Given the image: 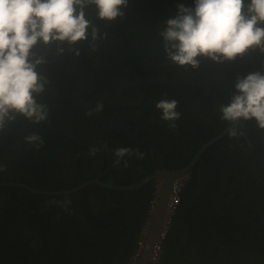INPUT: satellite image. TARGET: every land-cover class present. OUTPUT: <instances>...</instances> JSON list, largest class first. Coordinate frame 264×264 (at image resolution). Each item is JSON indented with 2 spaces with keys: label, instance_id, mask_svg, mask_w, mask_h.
Here are the masks:
<instances>
[{
  "label": "trees",
  "instance_id": "1",
  "mask_svg": "<svg viewBox=\"0 0 264 264\" xmlns=\"http://www.w3.org/2000/svg\"><path fill=\"white\" fill-rule=\"evenodd\" d=\"M180 4L193 7L194 0H129L123 19L94 20L107 33L96 51L81 44L79 57L49 54L42 70L50 84L40 98L48 121L18 118L0 133V264H131L155 181L124 191L91 184L66 195L5 183L45 192L95 179L132 185L158 170L183 168L228 126L219 105L228 102L238 76L264 70V55L223 65L202 60L195 71L172 65L159 31ZM210 78L215 84L205 87L201 81ZM164 98L179 101L175 129L155 107ZM98 102L103 111L86 116ZM32 133L43 146L16 148ZM244 133L237 139L227 133L191 168L154 264H264V132L253 120ZM92 147L99 149L94 156ZM120 147L139 148L144 158L125 157L127 167L123 161L114 166ZM15 153L25 167L10 158ZM65 198L71 200L67 211L59 206Z\"/></svg>",
  "mask_w": 264,
  "mask_h": 264
},
{
  "label": "clouds",
  "instance_id": "2",
  "mask_svg": "<svg viewBox=\"0 0 264 264\" xmlns=\"http://www.w3.org/2000/svg\"><path fill=\"white\" fill-rule=\"evenodd\" d=\"M128 6L129 0H0V133L18 118L33 125L47 122L49 108L40 98L50 84L42 70L49 64V54L79 57L81 44L96 51L107 33L101 34L90 11L95 21L109 25L123 19ZM177 9L159 31L172 65L195 71L202 60L223 65L257 52L264 55V0H194L193 7L180 4ZM178 105L176 99L167 98L155 105L170 129L181 117ZM103 108L98 102L85 115L93 116ZM218 110L229 125L230 139L243 137L245 124L253 120L264 132V70L238 76L228 102ZM23 140L37 149L44 144L37 133ZM98 151L92 147L89 154ZM144 155L139 148H117L114 166L123 161L127 167L125 157L143 159ZM70 204L68 198L59 202L66 211Z\"/></svg>",
  "mask_w": 264,
  "mask_h": 264
},
{
  "label": "water",
  "instance_id": "3",
  "mask_svg": "<svg viewBox=\"0 0 264 264\" xmlns=\"http://www.w3.org/2000/svg\"><path fill=\"white\" fill-rule=\"evenodd\" d=\"M215 83L217 79H211ZM203 84V83H202ZM229 125L221 131L219 134L214 136L212 139L203 143L200 148L196 151L192 159L187 165L178 170H158L150 176L145 177L141 181L128 185V186H114L110 184L103 183L98 179L89 180L84 183L77 185L70 190H63L57 192H45L41 190H35L28 187L25 184H15V183H5L9 185H20L28 189L34 194H45V195H66L74 193L83 187L91 184L100 185L103 188L110 190H135L142 185L155 181L156 191L154 194V200L151 203L149 210V219L142 231V246H139L132 257L131 264H154L158 261L161 254V244L159 243V237L167 231L170 218L172 213H169V207L171 205L172 197L175 195L177 190L183 185L185 180L190 175V170L194 164L200 159L201 154L206 148L218 141L224 135L228 133ZM157 249V250H155Z\"/></svg>",
  "mask_w": 264,
  "mask_h": 264
},
{
  "label": "flooded vegetation",
  "instance_id": "4",
  "mask_svg": "<svg viewBox=\"0 0 264 264\" xmlns=\"http://www.w3.org/2000/svg\"><path fill=\"white\" fill-rule=\"evenodd\" d=\"M212 78H210V79H206V80H203V81H201L202 83H203V85L205 86V87H211V86H213L215 83H211V80ZM200 82V83H201ZM82 84H83V82H82ZM26 136V134L23 136V138ZM23 138L21 139V140H19V142L17 143V145H16V148H18V146H19V144H22V145H20V147H19V149L20 150H23L24 149V147H23V145L25 146V143H24V141H22L23 140ZM16 150V149H15ZM10 158H12V159H14V162L15 163H18V164H16L17 165V167H19L20 165H21V167L22 166H24L25 167V164L21 161V159L23 160V156L19 153V154H12V156H10ZM13 161H10V163H14ZM12 167H16L15 166V164L14 165H9V164H7V168L11 171V169H12ZM16 169V168H15ZM148 222V221H147ZM146 226V225H145ZM144 226V227H145ZM168 229V228H167ZM141 237V236H140Z\"/></svg>",
  "mask_w": 264,
  "mask_h": 264
},
{
  "label": "built area",
  "instance_id": "5",
  "mask_svg": "<svg viewBox=\"0 0 264 264\" xmlns=\"http://www.w3.org/2000/svg\"><path fill=\"white\" fill-rule=\"evenodd\" d=\"M178 200H179V198H178V196H177V194H175V195H173V197H172V201H171V205H170V209H169V211H173L174 210V208L176 207V205L178 204ZM165 234V233H164ZM164 234H161L160 235V237H159V243L161 244V241L163 240V238H164ZM142 233H141V237L139 238V241H138V244H139V246H142ZM155 250H157V249H155Z\"/></svg>",
  "mask_w": 264,
  "mask_h": 264
},
{
  "label": "bare ground",
  "instance_id": "6",
  "mask_svg": "<svg viewBox=\"0 0 264 264\" xmlns=\"http://www.w3.org/2000/svg\"><path fill=\"white\" fill-rule=\"evenodd\" d=\"M133 13V12H132ZM94 16V15H93ZM92 18H94V17H92ZM95 20V19H94ZM124 31V30H123ZM125 32V31H124ZM114 37V36H113ZM107 39V38H106ZM103 44V43H102ZM132 111H133V108H132ZM143 128H144V126H143ZM136 130V129H135ZM132 131H134V130H132ZM144 131V130H143ZM147 131V130H146ZM153 131V130H152ZM137 132V131H136ZM140 132H141V130H140ZM148 132V131H147ZM150 132V131H149ZM154 132V131H153ZM153 132H152V134H153ZM154 133H156V132H154ZM133 134V133H132ZM149 134V133H148ZM137 136V135H136ZM133 138V137H132ZM137 139V138H136ZM154 141V140H153ZM149 184V183H148ZM147 184V185H148ZM180 189V188H179ZM178 191L179 190H177V192L175 193V194H177L178 193ZM147 214V213H146ZM142 229V228H141ZM244 233H245V231H244ZM248 235V234H247ZM48 247V246H47ZM163 248V247H162ZM47 249H49V247L47 248ZM162 255V254H161ZM130 261V260H129ZM131 263V262H130Z\"/></svg>",
  "mask_w": 264,
  "mask_h": 264
},
{
  "label": "rangeland",
  "instance_id": "7",
  "mask_svg": "<svg viewBox=\"0 0 264 264\" xmlns=\"http://www.w3.org/2000/svg\"><path fill=\"white\" fill-rule=\"evenodd\" d=\"M171 213V211H169V213L168 214H170Z\"/></svg>",
  "mask_w": 264,
  "mask_h": 264
}]
</instances>
